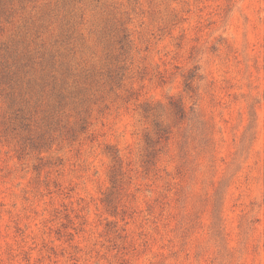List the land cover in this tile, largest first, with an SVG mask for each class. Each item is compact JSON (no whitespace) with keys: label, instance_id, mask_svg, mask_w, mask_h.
Here are the masks:
<instances>
[{"label":"rangeland","instance_id":"obj_1","mask_svg":"<svg viewBox=\"0 0 264 264\" xmlns=\"http://www.w3.org/2000/svg\"><path fill=\"white\" fill-rule=\"evenodd\" d=\"M0 264H264V0H0Z\"/></svg>","mask_w":264,"mask_h":264},{"label":"trees","instance_id":"obj_2","mask_svg":"<svg viewBox=\"0 0 264 264\" xmlns=\"http://www.w3.org/2000/svg\"><path fill=\"white\" fill-rule=\"evenodd\" d=\"M197 69V68H196ZM196 75V73H191V74H189V75H187V77L185 78V83H184V86H185V90L187 89V90H190L191 89V85H190V82L192 81V79H193V77ZM171 105H173V109H174V113L176 114V115H178L180 118H184L185 117V112H184V107H182V105L180 104H174V103H172L171 102ZM143 110H144V112H148L149 110H151V107H150V105L148 104V103H145V106L143 107ZM154 124H155V127H156V133H158V134H165V132H167L166 131V129L164 128V127H162L161 125H160V123L159 122H154ZM199 124L203 127V129H204V123L201 121V120H199ZM251 127L250 126H248V129H250ZM182 148L183 147H181V154H183L184 152L182 151ZM221 189V187L219 186L217 189H216V191H215V193H216V196L219 194V190ZM219 199V198H218ZM218 199H216V202H215V205L217 206V204H218Z\"/></svg>","mask_w":264,"mask_h":264}]
</instances>
